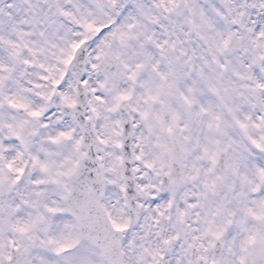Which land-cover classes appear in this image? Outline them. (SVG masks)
<instances>
[{
    "label": "snow or ice",
    "instance_id": "1",
    "mask_svg": "<svg viewBox=\"0 0 264 264\" xmlns=\"http://www.w3.org/2000/svg\"><path fill=\"white\" fill-rule=\"evenodd\" d=\"M0 264H264V0H0Z\"/></svg>",
    "mask_w": 264,
    "mask_h": 264
}]
</instances>
